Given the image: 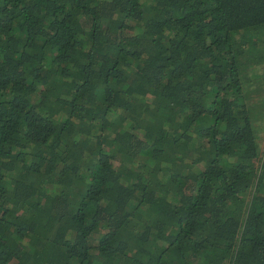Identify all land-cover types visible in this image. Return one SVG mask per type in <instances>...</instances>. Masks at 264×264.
<instances>
[{
  "label": "trees",
  "instance_id": "16d2710c",
  "mask_svg": "<svg viewBox=\"0 0 264 264\" xmlns=\"http://www.w3.org/2000/svg\"><path fill=\"white\" fill-rule=\"evenodd\" d=\"M258 62L264 0H0V264H264Z\"/></svg>",
  "mask_w": 264,
  "mask_h": 264
},
{
  "label": "rangeland",
  "instance_id": "374dc122",
  "mask_svg": "<svg viewBox=\"0 0 264 264\" xmlns=\"http://www.w3.org/2000/svg\"><path fill=\"white\" fill-rule=\"evenodd\" d=\"M256 64H260V65H255L253 64L254 67H256L257 69H260L262 67V71L264 72V62H258ZM259 73H261L259 70H257ZM250 75V74H249ZM251 75H253V73H251ZM253 77V76H252ZM253 79H255L253 77ZM259 90H254V92L259 93L261 100L263 101L262 105H264V82L258 86ZM262 91V92H261ZM258 98V97H256ZM261 105V106H262ZM254 112L256 113H260L262 112V108H260L259 106L255 107ZM261 119L262 122H260L259 120ZM264 118L258 117V114L256 115V119L254 120V124L257 127L258 131H257V144H258V150L260 155L262 156L264 153ZM189 152L185 153L188 155ZM189 156H192V154H189Z\"/></svg>",
  "mask_w": 264,
  "mask_h": 264
}]
</instances>
